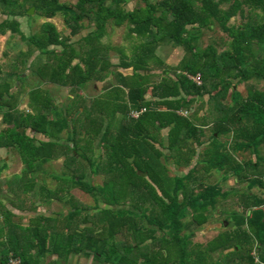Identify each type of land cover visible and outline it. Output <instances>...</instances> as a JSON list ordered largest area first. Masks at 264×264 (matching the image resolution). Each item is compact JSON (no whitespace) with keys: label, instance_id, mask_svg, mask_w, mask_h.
I'll use <instances>...</instances> for the list:
<instances>
[{"label":"trees","instance_id":"trees-1","mask_svg":"<svg viewBox=\"0 0 264 264\" xmlns=\"http://www.w3.org/2000/svg\"><path fill=\"white\" fill-rule=\"evenodd\" d=\"M128 1L0 0V37L11 32L28 46L0 66V112L7 126L0 148L17 151L24 166L9 184L13 211L0 199L1 264L10 254L21 264H67L76 255L102 264H264V0H144L133 10ZM32 7L37 19L62 15L70 36L45 22L26 37L19 20L31 18ZM236 17L242 24L231 26ZM86 23L95 30L74 43ZM109 25H127L129 38L137 41L131 56L121 52L117 65L110 56L115 48L103 43ZM215 26L228 39L221 52L219 45L200 47L203 33ZM165 46L183 52L176 67L162 61ZM129 69L132 76L120 72ZM25 72L78 91L109 76L117 85L90 108L79 93L65 106L32 89L29 113H22ZM197 76L201 85L189 79ZM135 112L143 114L134 119ZM65 132L68 144L60 138ZM62 158L66 170L56 176V188H35L37 164ZM169 161L186 172L172 176ZM6 167L0 156V175ZM212 170L246 182L248 189L235 195L241 211L231 213L232 223L228 218L222 232L197 243L194 229L208 224L207 213L230 195L206 183ZM90 174L101 175L102 185L89 181ZM75 188L89 194L94 206L78 198ZM35 196L71 210L22 225L18 213L31 212ZM190 212L191 220L183 221ZM50 257L56 260L45 263Z\"/></svg>","mask_w":264,"mask_h":264},{"label":"rangeland","instance_id":"rangeland-1","mask_svg":"<svg viewBox=\"0 0 264 264\" xmlns=\"http://www.w3.org/2000/svg\"><path fill=\"white\" fill-rule=\"evenodd\" d=\"M62 2H71L76 4L77 0H61ZM146 3L144 0H129L127 9L133 10L139 6H145ZM33 14L29 18V25L23 24L22 29L24 35L29 37L30 35L36 34L39 32L40 26L42 23L51 22L56 25L59 32L62 34L63 37L70 36L71 30L67 27L65 23V19L62 15H59L54 20H40L36 17H32ZM242 24V19L240 17H236L230 21V25L234 27H238ZM86 29L83 31L82 35L79 37L74 38V43H77L82 37L87 36L90 32L95 30V28L89 27V24L86 23ZM129 30L128 26L124 25L123 27L116 28L111 25L108 26V36L104 38L103 43L105 45H109L115 48L111 52V59L115 65L119 63V59L121 56V52H123L127 56H131L132 47L137 43L136 40L130 39L128 36ZM4 38V37H3ZM0 39V47H2L3 53L0 52V66L3 65L6 61V56L13 59L18 57L20 53H25L28 51V46L25 42L22 41L19 35L11 36L8 33L5 38ZM227 37L222 31L215 26L210 31H205L203 33V37L200 41V47L202 49L206 48L210 44L219 45L218 50L221 52L226 48L224 43L227 42ZM37 53L34 54L33 58L29 60V63L33 61L34 57ZM159 55L169 67H176L183 58V52L180 49H175L171 46L162 47L159 50ZM260 56L264 58V51L261 52ZM159 69V68H158ZM157 75H161V71H156ZM4 76L0 77V81L4 80ZM161 77L154 78L155 81L160 80ZM117 81L115 76H109L104 82L98 83H89L82 91H78L76 89L61 87L51 83H44L36 76L32 75L31 72H25L24 78L22 79L21 84V96L19 98V111L22 113H29V91L32 89L40 88L46 92H48L51 96L58 100L60 105L67 106L71 103V100L74 99L77 94L84 96L85 104L90 108L93 104L95 99L105 100L106 94H100L103 89H109L113 85H116ZM252 82L249 83H241L238 87V90L242 91L247 89V87L251 86ZM260 88H264V84L260 85ZM17 88L13 89V93H15ZM151 94V93H149ZM107 96V95H106ZM150 96V95H149ZM94 98V99H93ZM201 101L197 102L195 106H198ZM195 108L194 110H196ZM2 111H6V108H3ZM119 120H115L113 122V128L115 130L119 127ZM6 125L2 122V112H0V133L6 129ZM30 136H33L28 132ZM36 138L37 141L45 142L46 139L41 136H33ZM68 133H63L60 138L64 144H68ZM225 140L224 137H222ZM97 143V142H96ZM205 149V145L199 147V151H203ZM97 151H100L98 147H96ZM0 156L4 158L7 162V167L0 175V199L4 201L6 206L9 207V201L12 199V195L9 193V184L10 182L14 181L22 172L23 163L21 161L20 155L15 150H6L4 148H0ZM241 159V158H240ZM195 164V162H194ZM193 164V165H194ZM193 165L191 167H193ZM169 166V173L174 175H182L186 171L176 167L171 161L168 162ZM189 170V169H188ZM187 170V171H188ZM64 171V161L63 159L44 163V164H37V168L34 172V180H35V188L38 186H48L52 189L56 188L58 184V179L56 176L62 175ZM224 176V177H223ZM97 184H102L103 177L97 176L95 179ZM207 184L211 185H221L223 191H228L229 196L224 199L220 200V203L217 206L216 212L210 210L207 215L209 216V222L202 228H195L194 233L195 237L194 240L197 243H207L208 241L212 240L218 233L222 232L224 228L228 227L226 221L230 220V215L233 212L239 211V204L238 200H236L235 195L238 194V191H245L248 189L247 183H241L236 181L234 177L230 174H225L224 171L220 170H212L211 175L208 179H206ZM253 193H260V191L255 188L253 189ZM74 194L91 206H94V199L89 196V194L82 191L80 188L74 189ZM261 194V193H260ZM30 204L34 207L31 212L26 213H18L20 223L22 225L27 226L30 219L37 217V216H58V215H67L71 208L60 203V201H48L43 197L35 196L31 198ZM102 206V205H101ZM10 210L13 211L12 208L9 207ZM229 218V220H228ZM191 220V212L186 215L183 221H190ZM229 222L232 223V220ZM223 225L225 226L223 228ZM169 238V237H168ZM218 254H215L217 257ZM55 257H50L45 263H50L51 261L56 260ZM60 264H66L64 262ZM67 264H102L94 260L93 258H86L82 255L73 256L69 263Z\"/></svg>","mask_w":264,"mask_h":264},{"label":"built area","instance_id":"built-area-1","mask_svg":"<svg viewBox=\"0 0 264 264\" xmlns=\"http://www.w3.org/2000/svg\"><path fill=\"white\" fill-rule=\"evenodd\" d=\"M189 79H192L194 82H196L198 85H201L202 81H201V77L197 76V77H189ZM143 114V112H135L131 115L132 118L134 119H138L139 116ZM184 116H188V113L185 112L183 113ZM7 264H21V260L15 256H13V254H10V257L8 259Z\"/></svg>","mask_w":264,"mask_h":264},{"label":"crops","instance_id":"crops-1","mask_svg":"<svg viewBox=\"0 0 264 264\" xmlns=\"http://www.w3.org/2000/svg\"><path fill=\"white\" fill-rule=\"evenodd\" d=\"M1 18H2L1 20H5V19H6L5 17H1ZM28 20H29V18H21V19L19 20V23H20V29H21L22 32H23V29H22L23 24L25 23V24L29 25V21H28ZM40 20H41V19H40ZM42 20H43V19H42ZM48 21H49V20H48ZM42 24H43V23H42ZM8 33L11 34V32H8ZM8 33H7V34H8ZM23 33H24V32H23ZM7 34H6V35H7ZM6 35H5V36H6ZM5 36H3V37L5 38ZM11 36H13V35L11 34ZM3 37H0V39L3 38ZM4 38H3V39H4ZM0 52L3 53L2 47H0ZM116 81H117V80H116ZM116 85H117V83H116ZM108 90H109V89H105V90L103 89V91H102L100 94L108 93ZM93 99H94V98H93ZM223 177H224V176H223ZM219 186H221V185L219 184ZM239 211H241V210L239 209ZM0 226H1V224H0ZM1 256H2V255H1V253H0V264H1Z\"/></svg>","mask_w":264,"mask_h":264},{"label":"water","instance_id":"water-1","mask_svg":"<svg viewBox=\"0 0 264 264\" xmlns=\"http://www.w3.org/2000/svg\"><path fill=\"white\" fill-rule=\"evenodd\" d=\"M33 10L34 8H30L29 10V16H31L33 14ZM120 72L124 75V76H132L134 74V70L133 69H129V70H120ZM21 133H24V130H21ZM37 145H39V142L36 143ZM134 158H131L130 161L132 162ZM145 175V174H144Z\"/></svg>","mask_w":264,"mask_h":264},{"label":"flooded vegetation","instance_id":"flooded-vegetation-1","mask_svg":"<svg viewBox=\"0 0 264 264\" xmlns=\"http://www.w3.org/2000/svg\"><path fill=\"white\" fill-rule=\"evenodd\" d=\"M32 135H33V133H32ZM33 136H34V135H33ZM6 150H9V149H6ZM62 159H63V161H64V171H63V174H64V172H65V170H66V167H65V159H64V158H62ZM60 160H61V159H60ZM63 174H62V175H63ZM144 174H145V175H144ZM62 175H59V176H62ZM97 176H101V175H96V176L92 177V175L90 174V176L88 177V179H89V181H93V180H94V183L97 184L96 181H95V179H96ZM143 176L146 177L147 174H146V173H143ZM102 183H103V182H102ZM97 185H102V184H97ZM102 206H103V205H102ZM146 207H151V203H148V204L146 205ZM137 213L140 214L141 211H138Z\"/></svg>","mask_w":264,"mask_h":264}]
</instances>
